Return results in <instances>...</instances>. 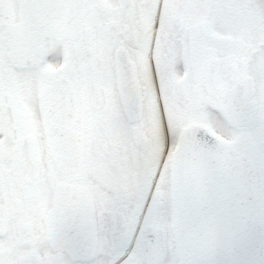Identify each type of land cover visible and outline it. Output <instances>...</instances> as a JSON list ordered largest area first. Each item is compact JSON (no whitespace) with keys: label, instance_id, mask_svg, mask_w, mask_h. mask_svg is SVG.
I'll return each mask as SVG.
<instances>
[{"label":"flooded vegetation","instance_id":"af4514ba","mask_svg":"<svg viewBox=\"0 0 264 264\" xmlns=\"http://www.w3.org/2000/svg\"><path fill=\"white\" fill-rule=\"evenodd\" d=\"M56 78L77 168L40 113ZM197 125L264 190V0H0V264H177L171 165Z\"/></svg>","mask_w":264,"mask_h":264},{"label":"water","instance_id":"95a60500","mask_svg":"<svg viewBox=\"0 0 264 264\" xmlns=\"http://www.w3.org/2000/svg\"><path fill=\"white\" fill-rule=\"evenodd\" d=\"M60 155L76 164L81 153ZM172 188L178 264H264L261 170L253 160L209 130L187 128L174 154Z\"/></svg>","mask_w":264,"mask_h":264}]
</instances>
